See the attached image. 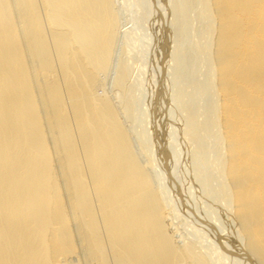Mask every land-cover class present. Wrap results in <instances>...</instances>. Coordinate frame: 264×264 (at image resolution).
<instances>
[{
	"label": "bare ground",
	"instance_id": "1",
	"mask_svg": "<svg viewBox=\"0 0 264 264\" xmlns=\"http://www.w3.org/2000/svg\"><path fill=\"white\" fill-rule=\"evenodd\" d=\"M195 11L0 0V264H264V0Z\"/></svg>",
	"mask_w": 264,
	"mask_h": 264
},
{
	"label": "rangeland",
	"instance_id": "2",
	"mask_svg": "<svg viewBox=\"0 0 264 264\" xmlns=\"http://www.w3.org/2000/svg\"><path fill=\"white\" fill-rule=\"evenodd\" d=\"M194 1V7L196 9L195 14L197 15V18L193 15L192 16V20L190 21V30H195L198 34V43L199 46L203 47L204 49L207 48L208 46V39H209V34L207 33V25L210 24V22L208 21V19H201L200 15L202 13V0H193ZM184 37V36H183ZM182 38V37H181ZM169 39V38H168ZM176 50L184 57H186V59L183 61L184 63L187 61V58L193 54V50L191 49V40H189V42H185L184 44H182L181 40L178 43ZM176 74H174V77L179 78V80L181 82H183V89L184 90H188L187 89V83L184 81L185 76L187 74V70H185L183 68V66H181L179 69L175 70ZM203 162V157L198 156L197 158V164H202ZM217 181V179H216ZM216 187V188H215ZM214 189L217 191V186H214ZM214 196H223L222 194L215 192ZM215 207H217V205H213ZM218 209H220V207H217ZM74 264H76V262H74Z\"/></svg>",
	"mask_w": 264,
	"mask_h": 264
}]
</instances>
